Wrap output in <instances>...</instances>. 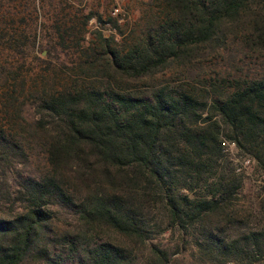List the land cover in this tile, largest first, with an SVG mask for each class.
<instances>
[{
    "label": "trees",
    "instance_id": "16d2710c",
    "mask_svg": "<svg viewBox=\"0 0 264 264\" xmlns=\"http://www.w3.org/2000/svg\"><path fill=\"white\" fill-rule=\"evenodd\" d=\"M16 1L0 0V264L264 261V186L240 204L224 146L264 176V0H145L126 33L60 0L16 27ZM46 5L74 60L23 68ZM89 19L115 33L86 39Z\"/></svg>",
    "mask_w": 264,
    "mask_h": 264
},
{
    "label": "rangeland",
    "instance_id": "374dc122",
    "mask_svg": "<svg viewBox=\"0 0 264 264\" xmlns=\"http://www.w3.org/2000/svg\"><path fill=\"white\" fill-rule=\"evenodd\" d=\"M24 1L26 3H24ZM58 0H55L57 3ZM63 1L65 5L64 11L69 12V16H72L75 19V16H81L79 13L80 8L89 9L92 12H96L100 16V18L106 21L107 17H111L112 19H117V24L120 25V29L126 33V24H130L136 20L138 15L143 9L144 5L142 4L145 0H60ZM18 1H16L17 3ZM32 5L30 0H20L16 4V14L15 17L17 21L13 26L16 27H23L30 22V17L35 16V12L32 9ZM49 5L40 11H38L39 18H41V24L39 25L38 36L35 42V45H32V39L28 40L29 49H27L26 60L24 61L23 68L29 67L34 68L37 64L40 65V60H38L35 56L51 59L52 62H57L58 59H64L69 63L72 62L74 59L73 55H66L61 51L60 44H56L55 41L58 40L56 36L57 33L49 27L51 25V21H47V14L48 11H45ZM58 8V6H57ZM53 10V9H52ZM51 11V10H50ZM31 12V13H30ZM28 13V14H27ZM22 15L26 16V22L21 21L19 17ZM19 19V20H18ZM45 22V24H44ZM87 36L90 37L93 30H100L105 35L109 32L115 33L114 28H112L111 24L104 22L98 23L94 19H89L87 24ZM31 38V37H30ZM55 47L53 50V48ZM52 49L50 55L47 54V50ZM4 56V54H3ZM59 57V58H58ZM52 68H55L52 66ZM24 112L27 116H30L31 109L29 107H25ZM227 149V157L233 161L237 170L242 173V189L239 192V203L243 205H249L250 203L254 204L255 196L258 191H261L262 186H264V176L261 175L258 169L254 166L252 160L247 158V156L241 154L232 143H225L224 145ZM174 237L169 236L168 234H163L161 238H157L156 241H160L161 243L165 244L172 248L174 243ZM172 257L176 258V261L179 264H196L193 259L188 255V250L180 251L179 253H175ZM258 264H264V261H260Z\"/></svg>",
    "mask_w": 264,
    "mask_h": 264
}]
</instances>
